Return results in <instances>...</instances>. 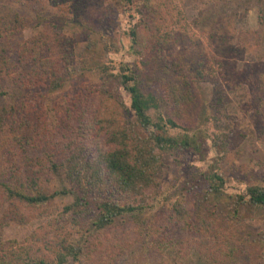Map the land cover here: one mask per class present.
<instances>
[{
  "label": "rangeland",
  "instance_id": "rangeland-1",
  "mask_svg": "<svg viewBox=\"0 0 264 264\" xmlns=\"http://www.w3.org/2000/svg\"><path fill=\"white\" fill-rule=\"evenodd\" d=\"M172 1L175 20L180 13L185 25L176 21L165 26L169 42L163 49L156 43L149 49L152 64L147 70L153 76L151 88L157 96L163 95V79L173 77L162 71L160 55L172 63L188 54L184 59L188 62L193 50L198 56L197 48L206 45V56L210 55L206 61L213 62L218 71L192 83L197 105L187 122L194 128L190 134L198 140L199 150L165 153L157 177L160 186L146 201L145 211L102 228L92 223L96 210L79 214L74 191L60 193L40 206L6 199L0 192L4 240L30 248L34 256L53 260V241L59 234L66 235L82 249L78 262L69 260L66 264H264V207L239 203L241 195L250 198V186L264 184V15L260 11L264 0ZM8 7L29 19L23 31L25 39L39 33H43L40 38L48 39L43 54L62 68L72 60L75 79L52 93L53 102L44 107L49 113L41 125H47L48 134L52 133L28 150L34 155L52 154L60 161L69 152L67 142L78 138L79 123L71 111L74 101L106 82L98 67L110 61L143 67L129 34L140 15L123 9L121 0H0V13L13 16ZM91 28L97 32L91 35L95 45L86 33ZM101 30L114 37L120 47L106 52ZM11 58L14 63L16 56ZM34 66L35 61L27 68ZM12 83L10 74L2 76L1 87ZM114 86L113 81H107L105 89L114 91ZM119 91L130 106L129 94L121 87ZM221 96L228 116L219 110ZM64 101L70 103L67 109ZM180 130L184 132L179 129L173 133ZM216 133L228 135L227 152L214 144ZM11 151L0 156L2 175L9 174V166L15 163L29 174L35 172V166L21 163L24 148L19 157ZM45 169L39 167L38 174L49 192L73 189L62 171ZM215 172L223 176L222 182L210 179ZM94 194L90 195L98 197ZM176 201L187 202L192 211L185 228L170 220ZM198 217L211 220L215 229L198 234L191 225Z\"/></svg>",
  "mask_w": 264,
  "mask_h": 264
},
{
  "label": "trees",
  "instance_id": "trees-1",
  "mask_svg": "<svg viewBox=\"0 0 264 264\" xmlns=\"http://www.w3.org/2000/svg\"><path fill=\"white\" fill-rule=\"evenodd\" d=\"M121 2L123 9L140 15L137 25L130 29L129 34L135 45L134 53L142 57L143 67L112 61L98 67L103 80L113 81L116 90L105 89L104 82L102 88L88 90L83 99L79 97L74 101L76 106L71 111H75L79 123L78 138L67 142L69 152L60 161L52 154L34 155L28 150L33 148L31 144L36 146L38 139L43 140L48 134L47 125H41V120L44 118L45 121L49 113L44 111V107L47 102H53L52 93L75 79L70 69L72 60L68 59V64L64 68L60 67L56 60L43 54V46L49 42L47 38H40L43 33L37 34L35 38L23 37V31L29 25L26 16L13 7H8L9 10L13 9V16L6 12L0 13V84L3 75L10 74L13 78L10 86L0 85V156L4 151L12 150L19 157L24 148L21 163L36 168L35 172L29 174L22 169L24 167L20 168V163H15L9 166V174L4 176L0 173V192L6 199L40 206L60 193L74 191L79 214L96 210L93 225L97 228L106 227L119 218L145 211L148 207L146 201L154 197L160 186L157 177L165 153L199 150L198 140L194 134H190L194 128L187 122L193 117L197 105L192 83L218 71L213 62L206 61L210 56H206V45L197 48L198 56H194L193 50L188 62L184 61L188 54L172 63L160 55L162 71L173 78L163 79L165 92L157 96L151 88L153 76L147 70L152 64L148 57L149 49L155 43L161 49L168 44L169 32L165 26L169 23H185L180 13L175 20L172 0ZM260 11L264 15V3ZM92 32L97 33L92 28L86 32L88 39H91ZM99 33L100 39L106 41V52L120 47L114 37H108L102 30ZM91 42L94 45L97 43L94 39ZM12 55L16 56L14 63ZM34 61L37 67L28 69V63ZM193 67L196 68L193 70ZM120 87L129 94L130 106L121 98ZM64 102L67 109L70 103ZM218 104L221 113L228 116L223 96L219 98ZM57 109L55 106L53 110ZM179 129L184 132L180 130L181 133H173ZM227 137V134L222 136L216 133L213 138L214 144L224 152L229 150ZM39 167L46 168V172L49 169L55 173L62 171L73 189L49 192L46 182L43 183L42 176L38 174ZM210 179L224 180L218 172L211 175ZM93 191L98 197L90 195ZM248 191L250 198L241 195L239 203L249 202L264 207V184L252 185ZM191 216L189 204L176 201L170 220L185 228ZM191 225L198 234L203 230L215 229L211 220L204 217H198ZM2 236L0 228V264H66L69 260L78 262L82 253V249L70 242L66 235L59 234L53 241V260L34 256L30 248L18 247L15 241H6Z\"/></svg>",
  "mask_w": 264,
  "mask_h": 264
}]
</instances>
